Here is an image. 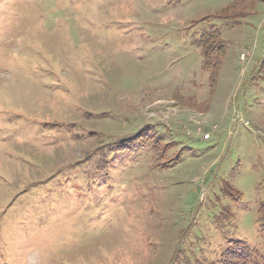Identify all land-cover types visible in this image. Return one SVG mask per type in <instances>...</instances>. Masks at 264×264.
Masks as SVG:
<instances>
[{"label": "rangeland", "instance_id": "obj_1", "mask_svg": "<svg viewBox=\"0 0 264 264\" xmlns=\"http://www.w3.org/2000/svg\"><path fill=\"white\" fill-rule=\"evenodd\" d=\"M233 1L0 0V264L264 259V0L209 18Z\"/></svg>", "mask_w": 264, "mask_h": 264}, {"label": "trees", "instance_id": "obj_2", "mask_svg": "<svg viewBox=\"0 0 264 264\" xmlns=\"http://www.w3.org/2000/svg\"><path fill=\"white\" fill-rule=\"evenodd\" d=\"M256 2L261 0H250V2ZM263 1V0H262ZM243 0H234L223 8L219 9V12L207 16L219 20L226 27L238 26L242 20H244L249 14L245 7L241 6ZM195 46L200 50L201 56V69L209 76V84H213L216 73L220 68L222 59L224 57V48L226 47V41L221 36L218 28L203 29L200 36L194 41ZM226 49V48H225ZM259 73L264 81V57L259 64ZM140 132L135 134L131 139H116L113 140L109 147L110 151L114 153L133 152L139 151L144 147L145 143L153 146V150L157 153L160 146L159 140L151 138H145L144 140L139 135ZM151 139V140H150ZM105 153L103 152V155ZM173 161L170 162V164ZM264 207V206H263ZM259 226L264 230V219H257ZM226 249L222 253V257L216 263L212 264H264L262 254L254 249L248 248L242 241H229Z\"/></svg>", "mask_w": 264, "mask_h": 264}]
</instances>
